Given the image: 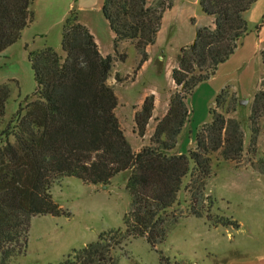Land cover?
Segmentation results:
<instances>
[{"label":"trees","instance_id":"1","mask_svg":"<svg viewBox=\"0 0 264 264\" xmlns=\"http://www.w3.org/2000/svg\"><path fill=\"white\" fill-rule=\"evenodd\" d=\"M255 2L198 0L199 10L213 18V25L197 27L193 41L179 49L171 69L179 89L170 95L166 113L156 118L149 143L137 152L115 114L118 97L108 83L114 56L101 54L76 9L71 8L61 24L63 54L45 44L28 52L34 98L25 97L0 129V264H18L15 258L25 253L31 216H70L50 193L62 176L106 185L115 174L125 173L131 208L122 218L124 229L99 233L96 241L73 249L59 264H108L109 251L129 236L144 237L152 248L165 240L166 211L177 201L183 179L190 180L187 189L198 186L201 192L213 154L218 151L224 160H233L243 150L240 121L209 107L210 121L194 133L195 148L173 152L189 120L187 98L233 54L248 31L244 13ZM172 5L173 0H102L101 14L115 34L114 53L123 57L118 46L128 40L140 55L134 72L148 59L146 47L155 43L163 13ZM31 6L32 0H0V53L34 21ZM227 89L214 97L217 106L225 103ZM9 94L8 85L0 83V120ZM254 101L264 110V89L255 93ZM153 108L150 93L134 113L140 137ZM258 171L264 173V161ZM191 212L201 215L194 207ZM220 223L239 227L228 218Z\"/></svg>","mask_w":264,"mask_h":264},{"label":"rangeland","instance_id":"2","mask_svg":"<svg viewBox=\"0 0 264 264\" xmlns=\"http://www.w3.org/2000/svg\"><path fill=\"white\" fill-rule=\"evenodd\" d=\"M195 10L200 17L193 23L188 16ZM48 14L53 15V12L48 11ZM263 16L264 0H256L244 13L248 30L259 24ZM211 20V16L200 12L198 4L191 3L186 10L177 6L165 19L166 33L172 32L173 36L167 43L162 42L161 37L160 44L149 49L147 63L135 72L140 55L130 41H120L118 50L123 57L113 53L111 41H103L101 51L114 56L108 83L118 97L115 113L131 147L136 148L141 142L140 136L132 133V130L136 132L133 109L144 96L152 93L157 102L156 111L161 110L163 99L179 89L171 78V68L176 66L179 49L193 41L197 27L211 25ZM32 29L0 53V83L7 84L10 89L0 129L19 104H23L25 97L34 98L36 83L28 52L45 43L63 54L58 34L50 33L46 42L45 38L34 35ZM232 63L233 56L224 65L230 74L226 76L222 72L219 75L220 80L230 78L226 79L228 94L224 104L217 106L211 89L207 92L203 85L187 98L189 120L178 135L173 152L178 149L186 153L195 148L194 133L210 121L209 106L226 119L240 121L241 154L236 159L224 160L218 151L215 152L201 192L198 186L187 189L190 180L188 177L183 179L177 201L166 211L165 240L152 248L144 237L129 236L109 251L112 261L108 264H258L264 256V173L258 171L264 161V110L254 101L255 93L264 89V55L262 68L252 80H241L233 75V66H229ZM211 88L215 90L214 86ZM166 92L168 95L165 96ZM242 99L246 101L240 104ZM147 126L148 123L146 129ZM50 193L70 216H31L25 253L15 258L18 264H59L73 249L96 241L99 233L124 229L122 218L131 208L125 173L115 174L106 185L62 176L53 183ZM191 207L201 215L195 216ZM219 217L237 221L238 229L221 224Z\"/></svg>","mask_w":264,"mask_h":264},{"label":"crops","instance_id":"3","mask_svg":"<svg viewBox=\"0 0 264 264\" xmlns=\"http://www.w3.org/2000/svg\"><path fill=\"white\" fill-rule=\"evenodd\" d=\"M152 2L153 0H149L150 4ZM191 3L193 5H197L198 0H173L172 7L164 11L162 19H161V26L156 35L155 43L146 47L148 58H149V49L156 44H160L161 37H162V42L167 43L168 38L173 36V34H171L172 32L166 33L165 19L167 15H169L171 11L176 10L177 6L183 10L184 9L186 10L188 5ZM101 6H102V0H32L31 9H33L32 11L34 13L35 19L29 26H27L21 31L20 36H23L24 32H29L28 30H31L33 28L32 30H33L34 35H38V36L45 38L44 40L46 42H47L46 39L48 38L47 36L52 32L55 36L56 34H58V36L61 37L62 21L65 18L67 12L71 8H74L78 11L79 21L82 24H84L89 29V31L93 34L94 40L97 43L101 54L102 55L111 54L110 52L101 51L103 47L102 45L103 41H106L105 43H107L108 41H111V44L113 46V40L115 37V34L110 29L108 22L104 19V17L101 14ZM196 10L194 11V13L188 16L190 20L191 18L193 19V23H196L197 19L200 17V15L197 13ZM48 11L53 12V15L48 14ZM210 24L211 25H208V26L213 25V18L210 21ZM199 25L200 24H198L197 26ZM201 26H205V25H201ZM161 49L163 50V48ZM113 53H114V46H113ZM263 55H264V16H263V20L259 24L255 25L252 29L248 30L247 33L238 41L237 47L235 48L233 54L225 62L218 65L216 73L213 76H211L208 80L198 84L195 87L193 93L196 92L198 87L203 85L205 86L207 92H208V89L209 90L211 89L210 90L211 96L212 95L216 96L217 92L220 89H222L227 84V80L230 79L226 77L225 79L221 78L220 80L219 75L222 72H223L222 75L225 74L227 76L230 74L228 67L224 65L228 64V61L230 60V58H232V56H233V63L230 64L229 66H233V75L236 74V76H238V78L241 80L254 79L259 69L262 68ZM159 58L161 59L162 55H160ZM147 61L148 59L142 64L140 69H142V67L147 63ZM211 86H214L215 90H212ZM166 94L167 92L165 93V96ZM163 102L164 103H163L161 110L157 112L156 111L157 102H156V98L154 97V108L152 111V116L149 119L146 132L144 133L142 137H139L141 139L140 144L136 148L132 147V149L135 150L136 152L143 145H145L146 143L147 144L149 143L147 141H149V138L151 137V134L154 131L156 118H161L167 111L169 95L167 98L163 99ZM141 103L137 104V107L134 108L132 111L133 126L135 124L134 123V113L140 107ZM132 133L136 134V132H133V130H132ZM175 153L180 154L181 151L176 149ZM258 264H264V256H262V258L259 259Z\"/></svg>","mask_w":264,"mask_h":264},{"label":"water","instance_id":"4","mask_svg":"<svg viewBox=\"0 0 264 264\" xmlns=\"http://www.w3.org/2000/svg\"><path fill=\"white\" fill-rule=\"evenodd\" d=\"M242 101H244V102H245L246 100L242 99V100H240V101H239V103L241 104V103H242Z\"/></svg>","mask_w":264,"mask_h":264}]
</instances>
